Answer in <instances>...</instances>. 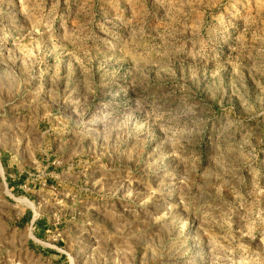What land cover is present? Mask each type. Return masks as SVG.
I'll return each instance as SVG.
<instances>
[{
    "label": "rangeland",
    "instance_id": "rangeland-1",
    "mask_svg": "<svg viewBox=\"0 0 264 264\" xmlns=\"http://www.w3.org/2000/svg\"><path fill=\"white\" fill-rule=\"evenodd\" d=\"M0 264H264V0H0Z\"/></svg>",
    "mask_w": 264,
    "mask_h": 264
}]
</instances>
